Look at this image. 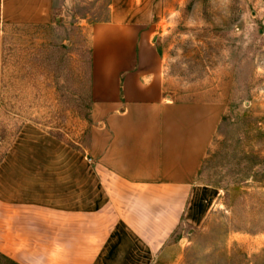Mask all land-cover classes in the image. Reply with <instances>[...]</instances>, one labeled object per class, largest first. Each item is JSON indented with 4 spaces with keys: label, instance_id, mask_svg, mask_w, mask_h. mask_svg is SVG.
Instances as JSON below:
<instances>
[{
    "label": "rangeland",
    "instance_id": "374dc122",
    "mask_svg": "<svg viewBox=\"0 0 264 264\" xmlns=\"http://www.w3.org/2000/svg\"><path fill=\"white\" fill-rule=\"evenodd\" d=\"M54 1L46 19H0V162L29 129L60 140L66 154H87L95 34L107 22L133 23L165 93L224 108L198 177L215 192L210 213L200 226L180 222L149 264H264V0ZM101 181L104 212L114 213L113 180L102 171ZM8 214L0 212L11 225ZM10 225L0 228L2 253L53 263Z\"/></svg>",
    "mask_w": 264,
    "mask_h": 264
},
{
    "label": "crops",
    "instance_id": "0c3cea01",
    "mask_svg": "<svg viewBox=\"0 0 264 264\" xmlns=\"http://www.w3.org/2000/svg\"><path fill=\"white\" fill-rule=\"evenodd\" d=\"M54 2L0 0V19H46ZM95 38L87 154H66L54 136L22 131L0 162V212L13 215L11 225L0 216V228L10 225L26 250H45L52 264L64 256V264H149L180 222L200 226L210 213L215 192L198 177L224 108L165 93L133 23H104ZM101 170L119 199L111 214Z\"/></svg>",
    "mask_w": 264,
    "mask_h": 264
},
{
    "label": "trees",
    "instance_id": "16d2710c",
    "mask_svg": "<svg viewBox=\"0 0 264 264\" xmlns=\"http://www.w3.org/2000/svg\"><path fill=\"white\" fill-rule=\"evenodd\" d=\"M0 264H20L13 258L0 251Z\"/></svg>",
    "mask_w": 264,
    "mask_h": 264
}]
</instances>
